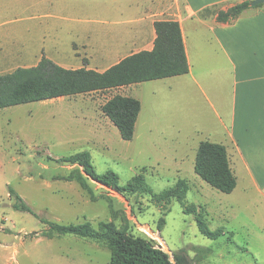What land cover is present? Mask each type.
Here are the masks:
<instances>
[{
	"label": "rangeland",
	"instance_id": "rangeland-1",
	"mask_svg": "<svg viewBox=\"0 0 264 264\" xmlns=\"http://www.w3.org/2000/svg\"><path fill=\"white\" fill-rule=\"evenodd\" d=\"M27 1L0 0V75L37 66L44 57L66 69L105 71L125 56L109 54L117 44L106 43L111 37L100 24L28 22V16L39 13L32 11L38 8L29 11ZM40 9L55 13L49 5ZM85 31L94 32V44ZM116 95L142 104L132 141H124L102 112ZM181 95V87L167 78L0 109V264H110L107 244L71 235L47 238L43 232L48 226L41 219L61 225L89 222L94 228L113 223L151 241L174 264L178 258L185 264H264V215L248 208L254 198L245 201L240 187L222 193L193 167L179 171L172 162L175 148L191 154L202 140L193 120L183 131ZM84 151L98 174L113 171L125 186L142 173L152 193L122 194L89 180L93 200L77 182L67 180L76 166L50 160ZM182 179L192 185L184 200L157 199ZM10 190L33 213L15 209ZM233 202L234 210L229 206ZM196 205L207 207L201 214L211 231L223 230L219 238L202 235L196 216L186 213Z\"/></svg>",
	"mask_w": 264,
	"mask_h": 264
},
{
	"label": "crops",
	"instance_id": "crops-1",
	"mask_svg": "<svg viewBox=\"0 0 264 264\" xmlns=\"http://www.w3.org/2000/svg\"><path fill=\"white\" fill-rule=\"evenodd\" d=\"M245 1L248 0H28L29 11L38 8L32 11L39 14L26 20L100 24L103 33L111 37L106 43L117 44L109 54H124L121 60L153 49L155 22H178L190 72L168 79L181 87L183 131L193 120L202 140L194 144L191 154L175 148L172 162L179 171L185 166L194 169L201 142L225 146L237 178V187L231 194L240 187L245 201L254 198L248 208L264 215V9L251 6L231 23L217 20L219 11ZM46 5L55 13L42 14L46 9L40 8ZM80 9L84 10L81 14ZM89 10L93 12L91 16ZM95 11L101 15L95 16ZM85 34L94 44V32ZM139 119L140 115L136 127ZM187 183L190 192L192 185ZM229 206L234 210L236 203ZM196 207L207 211L202 205Z\"/></svg>",
	"mask_w": 264,
	"mask_h": 264
},
{
	"label": "trees",
	"instance_id": "trees-1",
	"mask_svg": "<svg viewBox=\"0 0 264 264\" xmlns=\"http://www.w3.org/2000/svg\"><path fill=\"white\" fill-rule=\"evenodd\" d=\"M251 3L252 0H248L236 4L227 11H219L217 20L220 23H231L252 9ZM154 27L156 39L151 51L132 54L104 72L88 68L66 69L44 57L37 66L18 68L12 73L0 75V109L188 74L190 66L180 24L176 21H157ZM141 109L142 104L138 99L116 95L102 107V112L118 128L124 141H132ZM50 160L61 165L76 166L67 180L77 182L93 200L95 197L89 180L122 194L152 193L142 173L133 177L125 186L120 185V178L113 171L98 174L87 151ZM194 171L204 182L222 193L231 194L237 187V178L230 168L226 147L221 144L201 142L196 154ZM189 190L187 181L182 179L174 188L165 191L157 199L173 197L182 201ZM10 196L16 200L15 209L33 213L16 192L10 190ZM202 211V207L196 206L186 209L187 214L196 216L197 226L202 235L212 240L219 238L223 230L211 231L201 214ZM41 222L48 226L43 232L47 238L71 235L107 244L112 251L110 264H174L170 256L151 241L134 237L110 222H100L98 228H94L89 222L77 225H61L45 219H41ZM176 264H185L183 258H178Z\"/></svg>",
	"mask_w": 264,
	"mask_h": 264
},
{
	"label": "water",
	"instance_id": "water-1",
	"mask_svg": "<svg viewBox=\"0 0 264 264\" xmlns=\"http://www.w3.org/2000/svg\"><path fill=\"white\" fill-rule=\"evenodd\" d=\"M259 5H264V0H253L252 3H251L252 7H256V6H259Z\"/></svg>",
	"mask_w": 264,
	"mask_h": 264
}]
</instances>
